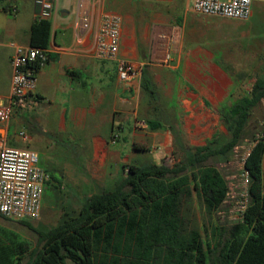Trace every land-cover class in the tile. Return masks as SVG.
Returning <instances> with one entry per match:
<instances>
[{
	"label": "crops",
	"instance_id": "obj_1",
	"mask_svg": "<svg viewBox=\"0 0 264 264\" xmlns=\"http://www.w3.org/2000/svg\"><path fill=\"white\" fill-rule=\"evenodd\" d=\"M128 1L78 0L71 21L70 11L56 6V0H35L34 13L24 21L12 3L0 1L2 100L8 98L10 90V44L28 47L32 22L48 19L51 23L47 61L37 72V105L32 111H15L8 123L0 124V149H29L34 136L48 134L50 127L63 152L71 150L78 159L68 170L75 184L101 192L114 187L126 166L153 164L143 160V154L159 151L165 156L178 151L185 156L205 146L215 134L227 135L219 109L236 100L231 95L241 84V75L231 70L236 67L237 51L246 52L244 46L230 40L229 34L226 37L215 18L195 14L191 8L174 23L158 20L135 30V20L124 19L119 12ZM4 7L10 14L1 11ZM107 11L122 16L119 56L140 69L136 81L122 83L113 63L93 56L101 17ZM83 14L88 16L90 30L78 41L75 21ZM154 88L166 98L176 97L182 110L177 123L163 124L172 130H153L148 125V121H159L154 118ZM259 107L264 114V99ZM16 127L20 129L18 136ZM25 129L27 139L21 136ZM72 142L74 147L67 145Z\"/></svg>",
	"mask_w": 264,
	"mask_h": 264
},
{
	"label": "trees",
	"instance_id": "obj_2",
	"mask_svg": "<svg viewBox=\"0 0 264 264\" xmlns=\"http://www.w3.org/2000/svg\"><path fill=\"white\" fill-rule=\"evenodd\" d=\"M1 11L10 14L6 7ZM50 28L48 19L34 20L29 47L47 49ZM263 99L264 79L257 77L248 93L219 109L227 132L223 144L215 134L174 165H128L111 190L91 195L51 229L20 220L36 234L34 246L0 223V264H264V140L244 161L249 203L240 220L203 225V235L181 212L183 201L196 196L206 217L217 214L228 185L207 161L228 160ZM148 125L172 130L159 121Z\"/></svg>",
	"mask_w": 264,
	"mask_h": 264
},
{
	"label": "rangeland",
	"instance_id": "obj_3",
	"mask_svg": "<svg viewBox=\"0 0 264 264\" xmlns=\"http://www.w3.org/2000/svg\"><path fill=\"white\" fill-rule=\"evenodd\" d=\"M0 1L12 3L17 8L18 17L22 21L34 13L35 0ZM55 4L56 6H63L69 10L70 16L68 20L71 21L73 19V14L78 6V0H56ZM190 8L191 4L187 0H129L127 6L119 12L124 16V19L129 17L133 18L136 22L135 30H138L137 28L140 25L143 27L146 25L152 26L158 20L174 23V20L179 16L185 17L188 15ZM204 17L215 18L214 21L223 27L225 34H227L226 37L229 34L230 40H234L236 43L243 45L244 50H246L245 53L237 51L235 56L237 61L236 67L231 70L233 74L237 73L241 75L239 78L241 84L237 86L231 95V99H237L247 93L250 85L257 77L264 79V1H253L252 15L247 21L220 17ZM152 92L156 93L154 96L156 116L154 118L158 119L162 124L177 123L180 114H182V110L176 102V97H172V99L166 98L161 90L157 88L152 89ZM263 123L264 114L262 108L258 105L252 111L242 141L233 150L228 160L221 161L213 158L207 161L208 165L215 167L226 179L229 186V195L235 192L232 187L234 186L233 181L239 176L240 159L251 147L253 137L262 130ZM19 130L16 127L15 136H18ZM47 130L49 131L48 134L41 133L40 135H35L29 143V150L34 151L38 156V166L46 170L50 175L49 182L45 183L43 187L40 216L36 220H28L31 226L37 230H48L55 227L66 214L70 215L72 211L80 208L89 194H97L100 191L99 188L94 189V187L93 189H82L81 186L79 187L78 184H75L68 170L69 164H77L78 159L74 157V152L71 150L63 152L60 146L61 144L53 140V135L50 133L52 129L47 127ZM26 131L28 130L25 129L22 132L27 134ZM61 139L66 142V138L63 136ZM226 140L227 135L223 136L219 134V144H223ZM75 144V142L67 143L71 147H74ZM61 154L67 157L62 158ZM182 157H184L183 153L178 151L165 156L159 151H155L153 154H143V160L146 162L160 164L163 161L169 166L177 163ZM80 169L81 167L77 170L80 171ZM69 176L71 180H69ZM122 178L123 175L119 173L117 179L121 180ZM227 200L229 203L230 201L234 202V199H231V197ZM221 210L227 211L228 207H223ZM181 212L190 221L192 226L201 230L203 235V225L209 228L211 223L213 225L222 224L225 226L232 223L227 213L224 218L218 213L211 219L206 217L202 205L196 196H192V198L183 201ZM0 223L15 231L31 246L35 245L36 234L34 231L21 224L18 220H3L0 218Z\"/></svg>",
	"mask_w": 264,
	"mask_h": 264
},
{
	"label": "built area",
	"instance_id": "obj_4",
	"mask_svg": "<svg viewBox=\"0 0 264 264\" xmlns=\"http://www.w3.org/2000/svg\"><path fill=\"white\" fill-rule=\"evenodd\" d=\"M253 1L190 0V4L192 12L198 15L247 21L252 15ZM122 23V16L116 12L107 11L102 14L93 56L100 61L113 63L119 81L129 83L139 79L140 69L119 56ZM75 28L79 33L77 40L80 41V35L90 30V22L86 14L76 19ZM10 46L13 49L10 56L11 83L8 98L0 99V124L8 123L17 110L32 111L36 107L34 91L37 72L47 61L46 49L24 47L15 43H11ZM139 124L144 125V122ZM21 136L27 139L24 133H21ZM260 140H264V124L262 130L253 137L251 147ZM251 147L240 159L238 180L233 181L232 187L235 192L229 195L228 186L227 197L217 212L222 218L227 213L232 222L243 217L249 203V177L243 165ZM48 180L49 175L38 166V156L34 151L26 148L1 147L0 216L18 221L38 219L41 213L43 187ZM229 197L234 199V202L230 201L231 204L227 200ZM223 207H228V210H221Z\"/></svg>",
	"mask_w": 264,
	"mask_h": 264
}]
</instances>
